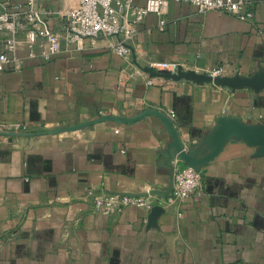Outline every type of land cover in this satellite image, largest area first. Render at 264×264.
I'll list each match as a JSON object with an SVG mask.
<instances>
[{
    "label": "crops",
    "instance_id": "crops-1",
    "mask_svg": "<svg viewBox=\"0 0 264 264\" xmlns=\"http://www.w3.org/2000/svg\"><path fill=\"white\" fill-rule=\"evenodd\" d=\"M249 1L253 22L174 2L164 27L149 14L134 66L178 63L184 77L153 86L122 81L108 39L64 46L48 62L22 44L20 70L0 72V122L32 126L0 147V264H264V146L237 128L201 165L203 189L182 207L111 217L93 207L100 193L165 199L177 138L197 143L196 158L215 151L224 121L264 139V0ZM40 7L56 13L62 1ZM57 21L48 17L61 33ZM224 65L233 79L208 82ZM102 110L113 118L100 121Z\"/></svg>",
    "mask_w": 264,
    "mask_h": 264
},
{
    "label": "built area",
    "instance_id": "built-area-1",
    "mask_svg": "<svg viewBox=\"0 0 264 264\" xmlns=\"http://www.w3.org/2000/svg\"><path fill=\"white\" fill-rule=\"evenodd\" d=\"M61 1L62 8L51 14L41 9V0H0V72L10 68L20 70L22 60L17 53L23 43L28 48L29 57H39L48 62L64 46L79 48L85 39L93 42L108 39L109 47L122 59V81L140 76L147 86L163 84L162 77L133 64L137 27L149 14L161 17L162 27L166 24L163 17L171 2L189 4L200 14L217 12L245 22L255 21L257 15L255 6L249 0H146L144 6H135L134 0ZM49 16L57 17V23L62 26L61 33L49 26ZM148 68L150 71L176 72L179 64L150 60ZM210 74L214 78L229 76L225 65L213 68ZM111 115L103 110L99 112L100 117ZM170 115L173 117L175 114L171 111ZM31 130L30 123L0 122V147L18 137L17 134H26ZM183 144L184 150H187L197 143L183 141ZM172 165L173 190L162 201H157L152 191L146 195L100 193L94 197V210L111 217L120 215L130 207L149 210L156 206L182 207L195 192L203 189V170L197 171L178 157L172 161Z\"/></svg>",
    "mask_w": 264,
    "mask_h": 264
},
{
    "label": "water",
    "instance_id": "water-1",
    "mask_svg": "<svg viewBox=\"0 0 264 264\" xmlns=\"http://www.w3.org/2000/svg\"><path fill=\"white\" fill-rule=\"evenodd\" d=\"M149 72H151L152 75L154 76H158V77H163L166 80L167 79H172L174 81H179L181 80L183 77V75H180L179 70H177L176 72H171L168 70H162V71H150V69H145ZM233 78L231 76H222V77H212L209 76L208 77V82H210L211 84H216L219 85L221 83H226L228 81H231ZM113 118L112 116H107V117H100L99 120L100 121H106ZM230 128H237L240 133L242 134L243 138L248 141L251 144H255V145H260V146H264V139H260L256 136H254L244 125H242L239 122L236 121H224L223 125H222V129L220 131L219 137H218V144L217 147L215 149V151L209 155H207L206 157L203 158H196L192 156V151H193V147L194 146H189L187 150H184V144L183 141L180 140L179 138H177V155L176 157H178L180 160H182L186 165L191 166L193 168H195L197 171H202L203 169L201 168V165H203L204 163L208 162L209 160L213 159L220 151L223 142L225 140V134L226 132L230 129ZM24 134H17L18 137L22 136ZM174 159H171V165H172V161ZM173 167V165H172ZM174 174V167H173V173H172V177ZM173 184H174V177L172 180V186L171 188L168 190L167 195L170 194V192L173 190ZM166 195V196H167ZM155 208L157 209H161L162 207L160 206H156ZM154 208V209H155Z\"/></svg>",
    "mask_w": 264,
    "mask_h": 264
}]
</instances>
